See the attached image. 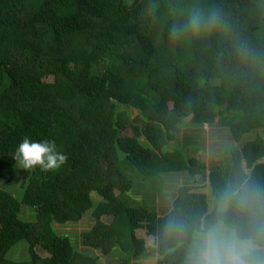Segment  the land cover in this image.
<instances>
[{"label": "trees", "instance_id": "1", "mask_svg": "<svg viewBox=\"0 0 264 264\" xmlns=\"http://www.w3.org/2000/svg\"><path fill=\"white\" fill-rule=\"evenodd\" d=\"M192 10L214 26L184 31ZM217 116L235 142L263 134L232 149L226 170L170 146L185 119L201 128ZM25 136L67 159L26 170L18 193L0 187V264H101L94 250L187 264L219 192L264 189V0H0L1 181ZM183 171L209 191L193 182L160 196L163 175ZM88 214L83 248L54 228ZM227 223L264 256V204L231 208Z\"/></svg>", "mask_w": 264, "mask_h": 264}, {"label": "clouds", "instance_id": "2", "mask_svg": "<svg viewBox=\"0 0 264 264\" xmlns=\"http://www.w3.org/2000/svg\"><path fill=\"white\" fill-rule=\"evenodd\" d=\"M215 14L205 16L192 10L185 21L184 31L195 33L203 27H212ZM183 35L175 26L170 30V38L176 40ZM19 169L39 167L42 171L59 169L67 156L60 151L54 140H33L23 137L10 154ZM264 204V189L251 186L244 181L226 186L217 194L216 219L194 238V247L187 264H264V256L253 241L240 242L236 230L227 223V214L233 207L252 208ZM179 227V225H175Z\"/></svg>", "mask_w": 264, "mask_h": 264}, {"label": "rangeland", "instance_id": "3", "mask_svg": "<svg viewBox=\"0 0 264 264\" xmlns=\"http://www.w3.org/2000/svg\"><path fill=\"white\" fill-rule=\"evenodd\" d=\"M45 80L47 82H52L53 77H46ZM133 113V116H135L136 112ZM219 118V116L215 118V122L213 125H205L201 128L196 127L191 122V118L185 119V121L181 125H179V132L176 135V138H179L182 141L183 139L181 137H184V141L181 142L180 140L176 139L177 141L175 140L174 142H172L170 146L174 148L179 144L181 149L184 150L188 156H195L197 158H200L201 160H204L208 165V169L211 168L212 165L218 164L226 170L229 165L230 152L232 151V149L240 148L246 140L254 139L257 136L263 134L260 130H255L240 142H235L228 130L220 126ZM25 172L26 170L16 167V172H14L13 174L12 181L3 182L0 180V187H5L12 193H18L20 191L19 184ZM162 178L164 179V181H166L167 185L162 192L163 194H161L160 196H164L167 198L171 196L172 192L174 191L175 185L178 184L197 182L200 183L201 188H203L206 192L209 191V189L204 185L205 183H207L205 177L201 174L190 175L188 172L183 171L165 174ZM202 184L204 186H202ZM94 196L97 197L95 193ZM31 216L32 210H30L29 208L22 210V217L30 219ZM83 219L84 220L80 221L77 224H55L54 228H56L59 232L70 233L75 241V244L81 245V233L84 230L89 229L95 221L94 218L90 216V214H88V216H85ZM193 247L194 244L192 246V250ZM25 255L26 247L23 243H21L20 245H18V250L14 256H16L17 258H23L25 257ZM103 263L105 264V260H103Z\"/></svg>", "mask_w": 264, "mask_h": 264}, {"label": "crops", "instance_id": "4", "mask_svg": "<svg viewBox=\"0 0 264 264\" xmlns=\"http://www.w3.org/2000/svg\"><path fill=\"white\" fill-rule=\"evenodd\" d=\"M169 198H171V196H169ZM148 241L149 243H152L151 238H148ZM239 241L242 242L243 240H239ZM246 241L248 240H244L243 242H246ZM83 246L84 245L81 244L79 245V248H83ZM192 246L193 245H191L190 247V253L192 252ZM94 251L96 254L99 255L101 264H104L103 260H105V264H157V261H158V256H148V257H143V258H138V259H131L128 263H126L124 262L122 255L119 253L111 252L110 254H102L100 250H94Z\"/></svg>", "mask_w": 264, "mask_h": 264}]
</instances>
